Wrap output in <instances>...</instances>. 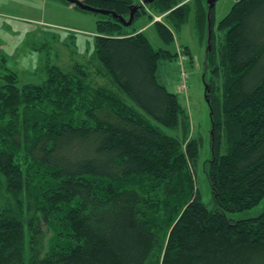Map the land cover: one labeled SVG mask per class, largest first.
<instances>
[{
  "label": "trees",
  "instance_id": "trees-1",
  "mask_svg": "<svg viewBox=\"0 0 264 264\" xmlns=\"http://www.w3.org/2000/svg\"><path fill=\"white\" fill-rule=\"evenodd\" d=\"M62 1L104 17L98 70L51 66L22 84L0 52V264H264V212L227 218L264 201V0L238 1L218 24V44L215 8L209 20L208 0H196L206 46L209 22L212 31V209L197 188L204 140L158 79L177 54L132 29L153 10L182 27L189 0ZM154 25L174 41L168 25Z\"/></svg>",
  "mask_w": 264,
  "mask_h": 264
},
{
  "label": "rangeland",
  "instance_id": "rangeland-1",
  "mask_svg": "<svg viewBox=\"0 0 264 264\" xmlns=\"http://www.w3.org/2000/svg\"><path fill=\"white\" fill-rule=\"evenodd\" d=\"M238 1L220 0L215 5L213 18L217 44L221 37L218 24ZM189 2L192 13L180 28L173 21L166 20L165 16L155 17L153 10L154 13L142 14L132 29L140 31L148 26L142 31L156 50L163 49L175 54L179 47L189 48L193 61L186 64L189 73L188 94L178 91L181 69L175 61L166 60L161 65L158 79L170 92L178 95L180 103L187 109L191 118L192 136L204 140L197 169V188L202 202L212 209L213 196L208 179L212 123L204 80L207 46L206 41L201 40L196 26L200 1ZM151 16L172 29L174 41L171 44H166L160 38L155 25H150L153 22ZM101 20H104L101 15L83 11L62 0H0V52L6 56L8 67L18 75L22 84L41 82L45 78L42 69L51 66L68 68L81 64L96 73L98 65L94 61V40L97 36V23ZM97 81L98 84L103 83V79L98 78ZM129 102L135 106L132 100L129 99ZM151 121L168 136L176 137L179 134L174 129ZM263 212L264 201L252 210L228 214L227 218L231 221L248 220L259 217Z\"/></svg>",
  "mask_w": 264,
  "mask_h": 264
},
{
  "label": "built area",
  "instance_id": "built-area-1",
  "mask_svg": "<svg viewBox=\"0 0 264 264\" xmlns=\"http://www.w3.org/2000/svg\"><path fill=\"white\" fill-rule=\"evenodd\" d=\"M186 62H187V57L182 52H179L178 59L176 62V65L181 69V79L178 85V89L180 92L183 93H187L188 90L187 82L189 79V75L185 67Z\"/></svg>",
  "mask_w": 264,
  "mask_h": 264
},
{
  "label": "water",
  "instance_id": "water-1",
  "mask_svg": "<svg viewBox=\"0 0 264 264\" xmlns=\"http://www.w3.org/2000/svg\"><path fill=\"white\" fill-rule=\"evenodd\" d=\"M152 0H148V2H151ZM208 4H209V15H208V18L210 20V16H211V12L212 10L215 8V5H216V0H208ZM86 8V7H85ZM132 22V19L131 21L128 23V24H131ZM211 40H212V31H211V24L209 22V39H208V47H207V51H206V54H208L211 50H212V43H211ZM208 91V86L206 85V92ZM208 102V101H207ZM209 104V103H208Z\"/></svg>",
  "mask_w": 264,
  "mask_h": 264
},
{
  "label": "crops",
  "instance_id": "crops-1",
  "mask_svg": "<svg viewBox=\"0 0 264 264\" xmlns=\"http://www.w3.org/2000/svg\"><path fill=\"white\" fill-rule=\"evenodd\" d=\"M150 25H151V24H150ZM147 27H148V26H147ZM147 27L143 28L142 30L146 29ZM142 30H141V31H142Z\"/></svg>",
  "mask_w": 264,
  "mask_h": 264
}]
</instances>
